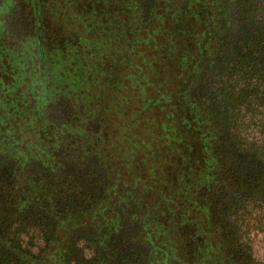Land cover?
I'll list each match as a JSON object with an SVG mask.
<instances>
[{"label":"trees","instance_id":"obj_1","mask_svg":"<svg viewBox=\"0 0 264 264\" xmlns=\"http://www.w3.org/2000/svg\"><path fill=\"white\" fill-rule=\"evenodd\" d=\"M44 1L33 12L56 45L49 51L55 59L43 60L46 67L53 61L52 93L66 120L39 129L22 152L0 136V186L7 187L0 192V264H122L118 244L129 237L140 240L145 264H208L219 257L241 264L214 228L209 196L213 172L224 168L215 145L224 107L195 91L212 76L223 45H240L245 30L255 34L256 0H50L54 19L47 18ZM144 37L154 50L147 63L140 59L151 81L161 87L171 74L176 87L140 99L141 112L162 105L158 140L165 158L145 172L150 185L139 189L145 174L132 161L140 145L123 148L118 132L105 142L104 130L119 113L113 101L119 79L130 78L134 44L147 42ZM15 90L5 87L6 94ZM14 106L11 112L25 120L23 111H30ZM114 160L119 167L112 173ZM120 169L135 173L128 186ZM146 190L153 196L143 203ZM211 232L213 247L206 242ZM56 242L62 250L49 251Z\"/></svg>","mask_w":264,"mask_h":264},{"label":"rangeland","instance_id":"obj_2","mask_svg":"<svg viewBox=\"0 0 264 264\" xmlns=\"http://www.w3.org/2000/svg\"><path fill=\"white\" fill-rule=\"evenodd\" d=\"M33 1L0 0V104L6 108H0V136L10 138L11 145L20 152L24 150L25 142L36 139L34 136L39 129L51 125L62 126L66 120L55 104L57 96L52 93L55 88L52 81L55 77L52 71L53 61L50 60L51 65L48 63L46 67L43 60L44 57L45 60L48 57L55 59L53 51H49L56 45L51 43V35L46 33L43 20L34 16L33 10L42 0ZM43 3L47 18L54 19V14L47 7L52 1L45 0ZM255 4L259 5L256 20L260 22L255 34L244 29L240 45H223V56L212 60V67H215L212 76L200 82L195 91L196 97L199 93L207 95L205 100L211 102L212 106H219L218 109L224 107L218 110L220 115L217 120L221 122L222 134L216 141L217 144L215 143L224 168L213 172V184L210 186L213 189L209 196L212 195V210L216 209L213 220L218 226L214 228H221L228 251L234 253L241 264H264V0H256ZM45 48L47 52L42 53L41 50L45 51ZM233 52L235 56L230 55ZM149 56L154 57L150 42L136 41L131 76L122 81L119 79L120 88L113 98L122 115L118 113L111 116V119L108 117V127L104 130L105 142L118 132V138L124 139L123 148H130L131 144L140 145L139 151L134 154L135 160L132 161L134 168L143 170L145 174L137 184L139 189L150 185V174L145 172H149L153 164L161 165L165 158L164 142H161L162 139L158 140L161 133L159 128L163 124L162 111H159L162 105L156 106L154 113L147 110L141 112L140 99L152 98L153 94L156 97V91L166 92L165 86L169 91L176 87L175 76L169 73L171 78L161 87L151 81L150 70L140 61L144 58L147 63ZM159 66V70H162L163 65L159 63ZM40 77L43 80L39 85L37 81ZM8 83L16 89L13 94L5 93ZM144 83L148 85L144 87ZM29 84H32V88ZM43 89L45 94L41 92H44ZM14 104L19 109L26 107L30 111L29 115L23 111L25 120L18 116L20 111L11 112L10 108ZM108 114L110 116L111 112ZM32 118L35 119L33 127L24 128L23 122ZM108 135L110 136L106 139ZM149 151L152 155L148 154ZM114 166L112 173L119 167L118 161L114 160ZM117 172L126 186L135 180V173L126 175L122 169ZM219 173L223 176L221 181L218 180ZM6 188L0 186V192ZM152 189L156 191L157 188ZM145 192L142 195L143 203L149 202L153 196L148 190ZM138 193L137 190L136 194ZM206 242L213 247L212 232ZM118 245L121 250L117 257L118 263L145 264V251L140 240L129 237ZM62 247L56 242L49 251H61ZM86 253L90 255L88 250ZM228 261L227 257H219L209 260L208 264H228ZM203 263V260L198 262Z\"/></svg>","mask_w":264,"mask_h":264}]
</instances>
